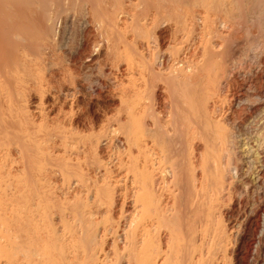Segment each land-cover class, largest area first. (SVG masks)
Listing matches in <instances>:
<instances>
[{
  "label": "bare ground",
  "instance_id": "obj_1",
  "mask_svg": "<svg viewBox=\"0 0 264 264\" xmlns=\"http://www.w3.org/2000/svg\"><path fill=\"white\" fill-rule=\"evenodd\" d=\"M16 153L58 158L68 202L43 263L42 236L0 212L21 234L0 235V264L14 248L20 264H237L250 229L246 264L264 235V0H0V157Z\"/></svg>",
  "mask_w": 264,
  "mask_h": 264
},
{
  "label": "rangeland",
  "instance_id": "obj_2",
  "mask_svg": "<svg viewBox=\"0 0 264 264\" xmlns=\"http://www.w3.org/2000/svg\"><path fill=\"white\" fill-rule=\"evenodd\" d=\"M4 157H0V204H1L0 208H2V210L0 212L3 213V216H4L3 219L5 221L7 220L6 222L3 221V224L5 225L4 227H6L8 229L14 227L17 229L18 227H21V226H19V225H21V223H19V225H18V222H23V223L27 222L29 226H28V231H27L26 235H38V236L41 235L42 236V237L40 236L41 240H42V242L40 244L41 246L38 247L39 248L38 251H40V252L38 253V255L37 254L33 255V259L35 261H41L43 259V244H42L43 243V234L46 235L48 233V230L50 231V229H51V231H53L55 229L57 230V225H55L56 220H54V219L57 217V215L59 213H58V208H56V206L57 207H64V206L67 207V205L65 203L68 202L65 199V197H63L65 200L63 198L61 199V197H60V193L64 192V187H63L61 182H59L60 184L58 183V180H59V176H58L59 175V173H58L59 167H58V165H60L59 159L58 158H52V159H50V161L48 160L51 164L48 162V164L45 166L46 167L45 170H43V156L42 155L39 156V159L37 158L38 160L33 161L31 159L33 164L30 160L29 161L25 160L24 157H22V155H20L18 153H16L15 155L12 154V156H4ZM26 159H28V158H26ZM57 159H58V161H57ZM57 162H58V164H57ZM45 171H49L52 174L54 173L53 176H54L56 182H55V184L52 185V187H50L51 185L49 186V184L46 183V181L43 182V173ZM45 185L47 187H45ZM61 185H62V188L60 187ZM47 188H49L50 190L49 189L47 190ZM57 193H58V195H57ZM44 195H47V196H44ZM53 195L55 196V198ZM48 196H49V198H48ZM44 197H46V198H44ZM52 197L54 198V200ZM58 199H60V200H58ZM52 200H53V202H52ZM58 202H59V206L56 205ZM68 205L70 207L72 206V204H70V203ZM53 206H55V207H53ZM3 209H5L6 211H4ZM50 210H51V213H50ZM55 210L58 214L55 212ZM44 211L47 213H45ZM66 212H69V211H66ZM115 212H116L115 216L119 215L117 209L115 210ZM13 213H14V215L15 214L16 215L13 216ZM43 214L46 216V218ZM50 215L52 217H50ZM51 218H52V221H49L48 219L51 220ZM4 222L7 224L8 227L6 226V224ZM46 222H48V223L46 224ZM43 225H45V226H43ZM44 228L46 229V231ZM16 229H15V232H13V234H12V232H6L5 234L0 233V235H7V234L8 235H21L20 233H18V231H17L18 234L16 233ZM251 237H252V235H250V229H247L246 234L241 236V239L239 240V243L237 246V251L239 254L238 255L239 259L236 260L237 264H240V263L243 264L240 253L243 251L242 249H244V247H245L244 243H246V241H249L251 239ZM256 241L258 243L256 242L253 250L250 253H248V255L246 256V258H247L246 259L247 261L245 262L246 264H264V242H263L264 241V235H260V237L258 236L256 238ZM8 252L10 254H7ZM8 252H5L6 255H5V253H2L3 255L1 256V258H2L1 261L2 260L6 261L7 257L12 256L10 258H12L13 264H20V262L18 261L20 255H16V249L15 248H14V250L11 249V252L10 251H8ZM41 262L43 263V260Z\"/></svg>",
  "mask_w": 264,
  "mask_h": 264
}]
</instances>
